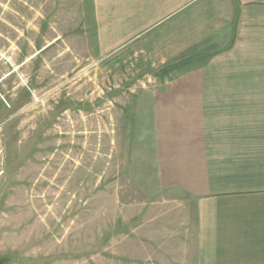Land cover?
<instances>
[{"label":"crops","instance_id":"1","mask_svg":"<svg viewBox=\"0 0 264 264\" xmlns=\"http://www.w3.org/2000/svg\"><path fill=\"white\" fill-rule=\"evenodd\" d=\"M6 53L12 102L30 97L24 79L37 99L81 59L178 65L169 92L135 105L153 123L160 179L193 199L199 264H264V0H0V133Z\"/></svg>","mask_w":264,"mask_h":264},{"label":"rangeland","instance_id":"2","mask_svg":"<svg viewBox=\"0 0 264 264\" xmlns=\"http://www.w3.org/2000/svg\"><path fill=\"white\" fill-rule=\"evenodd\" d=\"M13 15L3 7L20 26ZM15 57L3 54L2 264H199L193 199L161 181L153 123L135 114L137 95L169 92L176 70L80 58L37 99L25 77L30 97L12 102Z\"/></svg>","mask_w":264,"mask_h":264},{"label":"trees","instance_id":"3","mask_svg":"<svg viewBox=\"0 0 264 264\" xmlns=\"http://www.w3.org/2000/svg\"><path fill=\"white\" fill-rule=\"evenodd\" d=\"M185 65H187V63H184V62H183V63H180L179 66L184 67ZM172 69H174V70H178V69H180V68L178 67V65H173V66H170V67H168V68L162 70V74L164 75V72H169V71L172 70Z\"/></svg>","mask_w":264,"mask_h":264},{"label":"built area","instance_id":"4","mask_svg":"<svg viewBox=\"0 0 264 264\" xmlns=\"http://www.w3.org/2000/svg\"><path fill=\"white\" fill-rule=\"evenodd\" d=\"M3 154V148H2V137L0 135V155Z\"/></svg>","mask_w":264,"mask_h":264},{"label":"water","instance_id":"5","mask_svg":"<svg viewBox=\"0 0 264 264\" xmlns=\"http://www.w3.org/2000/svg\"><path fill=\"white\" fill-rule=\"evenodd\" d=\"M0 264H2V262H0Z\"/></svg>","mask_w":264,"mask_h":264},{"label":"flooded vegetation","instance_id":"6","mask_svg":"<svg viewBox=\"0 0 264 264\" xmlns=\"http://www.w3.org/2000/svg\"><path fill=\"white\" fill-rule=\"evenodd\" d=\"M0 262H2V261H0Z\"/></svg>","mask_w":264,"mask_h":264}]
</instances>
